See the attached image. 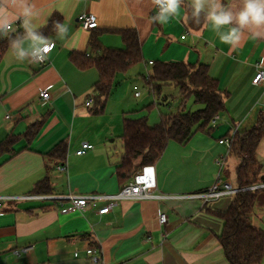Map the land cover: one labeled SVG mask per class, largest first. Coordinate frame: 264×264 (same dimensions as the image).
<instances>
[{"label":"crops","instance_id":"0c3cea01","mask_svg":"<svg viewBox=\"0 0 264 264\" xmlns=\"http://www.w3.org/2000/svg\"><path fill=\"white\" fill-rule=\"evenodd\" d=\"M28 2L36 10L32 23L39 31L54 14H60L69 32L66 39L57 38L54 31L43 33L56 44L45 64L19 62L11 47L0 57V143L10 136L19 138L14 154L0 156V264H94L86 252L89 247L100 254L99 264H230L219 239L224 221L218 213L228 208L235 194L209 200L191 195L205 192L218 178L239 189L241 158L220 140L250 130L264 113V83H253L264 68V29L259 30L260 36L253 35L256 29H246L233 49L219 40L203 14L193 17L190 0H184L179 13L163 25L152 20L156 13L151 0ZM225 4L234 7L239 0H225ZM83 13L95 15L98 27L84 29ZM12 27L13 34L23 30L19 22ZM124 29L138 32L143 60L118 75L104 113L93 115L90 109L99 72L94 67L79 69L71 54L90 53L95 31L101 33L104 47L122 48ZM151 61L207 65L226 102L211 133L197 132L184 145L170 141L153 164L154 193L167 197L123 199L105 214L99 208L108 200L84 212H65L68 201L23 197L36 196L38 184L45 180L52 196L112 195L131 181L142 167L124 182L117 174L124 154V119L146 116L151 126L158 120L151 118L150 111L133 109L121 87L128 80L134 97L140 99L138 85L143 79L157 101L146 82ZM44 89L49 90V100L41 97ZM162 89L167 91L162 105L171 108L173 93L180 97L179 88L165 84ZM89 99L91 106L86 105ZM35 123H40V129L29 141L25 135ZM117 137L123 142L120 146L112 144ZM60 142L68 144L64 162L50 157ZM85 142L93 148L78 155ZM257 158L264 171V137ZM61 164L65 171L59 170ZM160 212L168 216L166 225L159 221ZM252 223L264 230V192L258 197ZM26 247L29 251H22Z\"/></svg>","mask_w":264,"mask_h":264},{"label":"trees","instance_id":"16d2710c","mask_svg":"<svg viewBox=\"0 0 264 264\" xmlns=\"http://www.w3.org/2000/svg\"><path fill=\"white\" fill-rule=\"evenodd\" d=\"M53 21L62 22L61 15L54 14L41 32H52ZM22 33L23 30H19L16 34ZM121 33L124 41L122 48L104 47L100 41L101 33L95 31L90 37V53L71 54V60L79 69L94 67L99 72V79L94 85V104L90 109L93 115L104 113L108 98L119 83L118 75L126 73L143 60L142 43L138 32L124 29ZM9 47L7 39L0 40V57ZM146 82L156 98L157 95L160 96L163 85L175 84L179 88L181 104L177 110L162 114L161 121L153 126L149 125L146 116L124 119L122 135L124 154L117 171L122 182L130 179L140 167L156 163L170 141L174 140L184 145L197 132L211 133L214 129V118L226 109L219 83L209 75L205 64L195 66L183 62H154ZM166 100L164 97L160 104H164ZM190 100L201 107L192 110L188 107ZM39 129L40 123L33 124L25 137L31 141ZM263 137L264 113L250 130L229 136L230 149L241 158L237 168L239 191L228 208L218 213L224 221L219 239L230 264H260L264 260V230L252 223L254 208L260 193L264 192V187L245 189L264 184V171L257 158L258 146ZM18 139L10 136L0 143V156L6 153L14 154L13 146ZM67 152V142H60L51 151L50 157L58 162H64ZM51 193L50 183L45 180L38 184V190L33 194Z\"/></svg>","mask_w":264,"mask_h":264},{"label":"clouds","instance_id":"9594fccd","mask_svg":"<svg viewBox=\"0 0 264 264\" xmlns=\"http://www.w3.org/2000/svg\"><path fill=\"white\" fill-rule=\"evenodd\" d=\"M183 3L184 0H151L152 6L158 9L152 16L153 22L167 24L179 13ZM190 7L194 18L203 14L219 40L233 49L240 45L246 29H256L254 36H260L259 30L264 29V0H239L234 7H228L225 0H190ZM36 16L28 0H0V37L8 40L19 62L43 63L56 47L54 40L33 26ZM16 22L22 27V34L13 35L12 25ZM52 25L57 38H67L69 27L66 24L53 21ZM261 65L264 66V60Z\"/></svg>","mask_w":264,"mask_h":264},{"label":"built area","instance_id":"2783aa9c","mask_svg":"<svg viewBox=\"0 0 264 264\" xmlns=\"http://www.w3.org/2000/svg\"><path fill=\"white\" fill-rule=\"evenodd\" d=\"M158 11V9L155 8V13ZM80 23L82 27L86 30L95 29L98 27V21L95 15L91 13H83L80 16ZM48 60L47 59L41 63L45 64ZM153 61L150 62V64L153 65ZM254 84H262L264 83V68H261L257 74L253 78ZM137 96L140 95V93H136ZM41 97L44 100L50 99V93L48 89H44L41 92ZM93 103L92 99H89L86 103L87 106H91ZM216 118L213 120V124L216 122ZM220 143H227L229 146L231 145L230 138L220 140ZM93 145L89 142H85L82 144V147L77 151L78 155L85 154L88 150L92 149ZM221 163V162H220ZM59 170L65 171L66 166L64 164H61L58 166ZM264 187V184L254 185L250 186L245 189H256ZM157 188V180H156V171L155 166L153 164L144 165L140 170L136 172V174L133 176L131 181L127 183L117 194L112 195H103V194H91V195H68V196H52L51 194L47 195H36V196H23V197H38L42 199H57L61 201H68L66 205L63 206L65 212H84L89 207H97L99 202L101 201H109V204L102 206L99 208V213L105 214L110 211V209L120 200L123 199H144V198H163L167 197L161 194L154 193V190ZM239 191V189L233 188L231 183L225 182L221 178H218L208 190L202 193L192 194V197H199L203 198L205 200H209L211 198H218L225 194H236ZM159 221L162 225H166L168 221V216L165 212L159 213ZM29 247L23 248L22 251H29ZM87 254L90 256L91 261L94 264L101 263V256L97 252V250L94 247H89L86 250ZM16 253H19V251H16ZM76 256L79 255V253H75Z\"/></svg>","mask_w":264,"mask_h":264},{"label":"rangeland","instance_id":"374dc122","mask_svg":"<svg viewBox=\"0 0 264 264\" xmlns=\"http://www.w3.org/2000/svg\"><path fill=\"white\" fill-rule=\"evenodd\" d=\"M127 81L121 87L122 93L126 96L125 98L126 102H128V104H131L133 109L146 110V114H149L150 111L151 118L155 117L158 120L157 123L161 121L162 114H165L167 112L169 113L171 110H177V108L181 104V98L179 97L178 94L176 95L174 93H173V98L170 96L172 99V101L170 102L172 103L171 108H168L167 106H163L162 104H160L162 103V100L167 93V91L164 89H162L160 96L157 95V101H154L153 94L151 93V91L148 90L147 86L145 85V81L143 79L139 81V85H138L139 91H141L143 95L140 99H136L134 97L133 92L129 89L130 86H128ZM188 107L191 108L192 110H196L201 106L195 105L191 101ZM109 139H115V137L110 136ZM121 143H123L121 141V137H117L116 141L112 142L113 145H117V146H120Z\"/></svg>","mask_w":264,"mask_h":264}]
</instances>
